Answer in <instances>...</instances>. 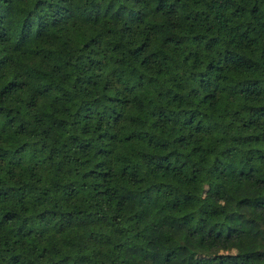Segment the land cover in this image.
<instances>
[{"label": "trees", "instance_id": "1", "mask_svg": "<svg viewBox=\"0 0 264 264\" xmlns=\"http://www.w3.org/2000/svg\"><path fill=\"white\" fill-rule=\"evenodd\" d=\"M264 258V0H0V264Z\"/></svg>", "mask_w": 264, "mask_h": 264}, {"label": "rangeland", "instance_id": "2", "mask_svg": "<svg viewBox=\"0 0 264 264\" xmlns=\"http://www.w3.org/2000/svg\"><path fill=\"white\" fill-rule=\"evenodd\" d=\"M246 264H264V258L259 257L258 255H252L249 258L245 259Z\"/></svg>", "mask_w": 264, "mask_h": 264}]
</instances>
